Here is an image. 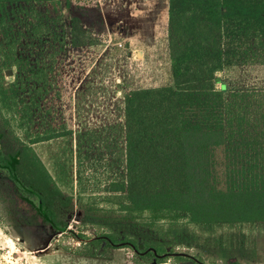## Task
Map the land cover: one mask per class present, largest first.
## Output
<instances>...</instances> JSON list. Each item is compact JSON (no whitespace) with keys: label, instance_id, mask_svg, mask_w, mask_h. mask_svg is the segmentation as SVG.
Segmentation results:
<instances>
[{"label":"trees","instance_id":"16d2710c","mask_svg":"<svg viewBox=\"0 0 264 264\" xmlns=\"http://www.w3.org/2000/svg\"><path fill=\"white\" fill-rule=\"evenodd\" d=\"M72 2L0 0V169L16 195L43 223L81 239V258L114 260L130 248L127 264H256L264 87L221 89L216 81L225 67L264 65V0H168L171 83L125 93L121 179L79 201L76 229L67 217L72 196L33 147L70 134L60 106L67 50L98 42L71 14Z\"/></svg>","mask_w":264,"mask_h":264},{"label":"rangeland","instance_id":"374dc122","mask_svg":"<svg viewBox=\"0 0 264 264\" xmlns=\"http://www.w3.org/2000/svg\"><path fill=\"white\" fill-rule=\"evenodd\" d=\"M72 1L71 14L82 19L98 42L67 50L60 106L70 134L33 147L59 189L72 196L74 211L67 217L70 229H76L73 225L82 213L79 201L83 204L90 194L105 195L104 187L121 179L125 93L170 84L171 73L164 14L167 0ZM82 2H97L100 7L83 8ZM11 70L6 81L13 75ZM223 80L231 83L230 88L264 87V65L228 68L217 74L218 88ZM17 134L26 141L23 133ZM88 140L92 145L85 147ZM84 229L91 237L97 232L93 224ZM254 230L256 264H264V222ZM81 243L73 234L58 233L34 216L6 173L0 172V264H127L124 252L133 254L132 249L121 248L114 260H88L76 255Z\"/></svg>","mask_w":264,"mask_h":264},{"label":"crops","instance_id":"0c3cea01","mask_svg":"<svg viewBox=\"0 0 264 264\" xmlns=\"http://www.w3.org/2000/svg\"><path fill=\"white\" fill-rule=\"evenodd\" d=\"M166 5L167 6H165V11H164V14H165V17H166V20H167V22H168V0H167V2H166ZM100 6H98V8H99ZM169 67H170V62H169ZM233 67H239L238 65H235V66H228V67H225L221 72H223V73H225L226 72V69H228V68H233ZM220 73V72H219ZM220 83V85H219V87L221 88V87H225V89H227V88H230L231 86H230V82H228L227 80H223V81H220L219 82Z\"/></svg>","mask_w":264,"mask_h":264},{"label":"water","instance_id":"95a60500","mask_svg":"<svg viewBox=\"0 0 264 264\" xmlns=\"http://www.w3.org/2000/svg\"><path fill=\"white\" fill-rule=\"evenodd\" d=\"M5 74L6 75H11L12 74V70L11 69H7L6 71H5ZM120 244H122V243H120ZM149 250H151V251H153L154 253H156V251H155V249L154 248H149ZM171 255H176V254H185V253H183V252H174V253H170ZM166 255V253H164V254H161L160 256H165Z\"/></svg>","mask_w":264,"mask_h":264},{"label":"flooded vegetation","instance_id":"af4514ba","mask_svg":"<svg viewBox=\"0 0 264 264\" xmlns=\"http://www.w3.org/2000/svg\"><path fill=\"white\" fill-rule=\"evenodd\" d=\"M0 144H1V146H0V149L2 148V145H3V143H2V141H1V139H0ZM0 172H3L1 169H0ZM7 177V176H6ZM8 178V177H7ZM9 179V178H8ZM10 180V179H9ZM11 181V180H10ZM12 182V181H11ZM12 185H13V183H12ZM49 225V224H48ZM50 226V225H49ZM51 227V226H50ZM52 228V227H51ZM53 229V228H52ZM54 230V229H53ZM56 231V230H55ZM56 232H58V233H61L60 231H56ZM64 232H67V233H70V232H68V230H66V231H64Z\"/></svg>","mask_w":264,"mask_h":264}]
</instances>
